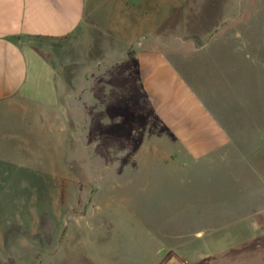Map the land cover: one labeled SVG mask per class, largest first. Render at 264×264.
Wrapping results in <instances>:
<instances>
[{
    "label": "rangeland",
    "instance_id": "1",
    "mask_svg": "<svg viewBox=\"0 0 264 264\" xmlns=\"http://www.w3.org/2000/svg\"><path fill=\"white\" fill-rule=\"evenodd\" d=\"M218 1L167 14L155 30L98 35L86 92L62 94L53 110L0 112V264H177L164 261L170 250L194 264H264V10L223 44L210 12ZM143 39L210 105H222L225 85L239 90L242 133L227 147L239 155L183 165L116 155L146 140L114 93L126 66L114 55L132 57L128 43ZM238 53L242 69L224 75L218 64Z\"/></svg>",
    "mask_w": 264,
    "mask_h": 264
},
{
    "label": "crops",
    "instance_id": "2",
    "mask_svg": "<svg viewBox=\"0 0 264 264\" xmlns=\"http://www.w3.org/2000/svg\"><path fill=\"white\" fill-rule=\"evenodd\" d=\"M252 2H213L210 12L218 15L215 29L223 31V44L232 40L230 34L244 21L249 22L253 15L258 19L263 12L264 0ZM201 6L200 0H0V112L40 105L53 110L54 105H65L62 94L86 92L85 79L95 68L87 66L92 55L101 61L97 52L92 53L102 45L97 43L98 35L109 37L108 31L135 28L155 30L167 23L165 15L185 7L197 15ZM145 40L128 43L132 57L114 55V60H126L125 68L114 71L118 105L126 108L128 119L135 120L133 133L146 137L139 148L118 150L116 155L152 156L164 165L239 155L227 148L242 133L239 90L229 91L225 85L222 105H210L165 49L150 48ZM99 51L101 57V48ZM246 59L245 53L225 56L218 66L224 75L237 73ZM71 79L77 80L73 87ZM247 157L239 159L247 164ZM259 236L263 238L264 233ZM170 251L176 254L170 261L179 256L186 264H194ZM255 251L263 253L264 246H255Z\"/></svg>",
    "mask_w": 264,
    "mask_h": 264
},
{
    "label": "trees",
    "instance_id": "3",
    "mask_svg": "<svg viewBox=\"0 0 264 264\" xmlns=\"http://www.w3.org/2000/svg\"><path fill=\"white\" fill-rule=\"evenodd\" d=\"M64 195V189L62 188V190H61V196H63ZM173 257H176V254L173 252V251H169V253L167 254V256H166V258H165V262L167 261V260H170L171 258H173ZM178 259H179V261H180V263L181 264H186L184 261H183V259L182 258H180L179 256L177 257Z\"/></svg>",
    "mask_w": 264,
    "mask_h": 264
}]
</instances>
